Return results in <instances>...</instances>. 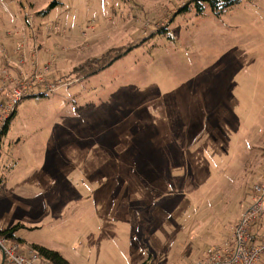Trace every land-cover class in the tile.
I'll return each mask as SVG.
<instances>
[{
  "label": "rangeland",
  "instance_id": "1",
  "mask_svg": "<svg viewBox=\"0 0 264 264\" xmlns=\"http://www.w3.org/2000/svg\"><path fill=\"white\" fill-rule=\"evenodd\" d=\"M22 1L53 27L11 75L37 62L56 90L6 115L0 231L22 225L9 242L68 264H190L227 240L264 175V0Z\"/></svg>",
  "mask_w": 264,
  "mask_h": 264
},
{
  "label": "built area",
  "instance_id": "2",
  "mask_svg": "<svg viewBox=\"0 0 264 264\" xmlns=\"http://www.w3.org/2000/svg\"><path fill=\"white\" fill-rule=\"evenodd\" d=\"M17 19L19 18L17 17ZM27 23L31 24L32 20L28 18ZM7 36L12 37V32H7ZM0 47L4 53L2 65H11V69H13L0 70V85H2V91H4L8 102L6 106L0 105V131H2L8 115L23 99L30 95L29 92L33 87L42 86L44 93L51 94L56 90V85L47 81L46 75L50 70L43 76L37 62H34L33 65L35 69L38 67L39 70L35 71L34 69L31 75L22 73L21 76L14 78L13 71L16 68L19 73L17 68L22 69L26 57L30 54L23 41H18L14 47L6 48L0 36ZM11 83L14 84L13 87L10 90L5 89ZM47 84L50 85L47 86ZM230 235L220 245L205 250L199 259L190 262V264H259L263 260L264 175L262 181L253 188L250 207L243 213L239 222L233 226ZM0 248L5 258L3 264H54L43 259L39 253L34 251H30V257L24 256L17 243L9 242L5 238L0 239Z\"/></svg>",
  "mask_w": 264,
  "mask_h": 264
},
{
  "label": "crops",
  "instance_id": "3",
  "mask_svg": "<svg viewBox=\"0 0 264 264\" xmlns=\"http://www.w3.org/2000/svg\"><path fill=\"white\" fill-rule=\"evenodd\" d=\"M8 5L13 8V12H15V17L12 20L11 26H7V28L13 29V31L16 33V35H15V38H12V39L5 38V39H7V41H6L7 43H5L3 41V44H5L4 46L6 48H11V47L16 46L18 41H23L25 43L27 49L31 50V47L36 43V41H38L37 40L38 37L40 40H42L43 43L47 44L48 39H47V37L45 38L44 33H46V35H47L48 33L46 31H49L52 25L50 26V24H48L47 26H44L45 25V23H44L43 27H41L38 30L34 26V24L32 25V23L31 24L27 23L28 18L24 19V17H27V16H22V15H19L18 13H16V6L17 5L22 6V7L24 6L27 8V6L24 4V2L22 0H12L10 3H8ZM17 17L19 19H17ZM20 18H21V20H20ZM18 20H20V21L18 22ZM46 23H49V22H46ZM30 29H32V32L34 34L30 32ZM53 30H55V27L53 28ZM50 32H49V34H50ZM60 32H62V31H60ZM49 34H48V36H50ZM44 56H45V54H44ZM2 58H3L2 49L0 47V61L1 62H2ZM2 186H3V183L0 184V187H2ZM9 241H11V240H9ZM1 258L3 261V252L1 253ZM2 261H1V264H2Z\"/></svg>",
  "mask_w": 264,
  "mask_h": 264
},
{
  "label": "trees",
  "instance_id": "4",
  "mask_svg": "<svg viewBox=\"0 0 264 264\" xmlns=\"http://www.w3.org/2000/svg\"><path fill=\"white\" fill-rule=\"evenodd\" d=\"M60 1L61 0H52V2L49 4L48 10L54 9L57 6H59ZM202 1L207 3L208 5H210V7L213 9H217V8L227 9V8H230V7H232L238 3V0H202ZM193 2H196V6H198V8L203 7V5L200 4L201 0H194ZM45 95H48V94H46V93L40 94V96H45ZM28 97H30V95ZM28 97H26V98H28ZM15 114H16V109L13 112L12 116L6 121V123L2 129V132L0 134V138H1V136L5 135L6 132L8 131L11 119L15 116ZM21 227H22V225L17 224L11 228L1 230L0 235L7 237L8 240L17 242V241H19V239L16 238L15 233ZM33 249H34V251L39 253L43 259L48 260L54 264H68V262L60 255V253H58L56 251L49 250V249L42 247V246H39V245H33Z\"/></svg>",
  "mask_w": 264,
  "mask_h": 264
},
{
  "label": "water",
  "instance_id": "5",
  "mask_svg": "<svg viewBox=\"0 0 264 264\" xmlns=\"http://www.w3.org/2000/svg\"><path fill=\"white\" fill-rule=\"evenodd\" d=\"M4 260H5V258H4V256H3V261H2V264L4 263Z\"/></svg>",
  "mask_w": 264,
  "mask_h": 264
}]
</instances>
